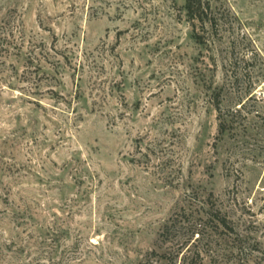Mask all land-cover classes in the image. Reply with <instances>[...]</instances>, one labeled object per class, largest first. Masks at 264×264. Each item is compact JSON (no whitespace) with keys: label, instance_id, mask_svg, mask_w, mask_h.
<instances>
[{"label":"rangeland","instance_id":"rangeland-1","mask_svg":"<svg viewBox=\"0 0 264 264\" xmlns=\"http://www.w3.org/2000/svg\"><path fill=\"white\" fill-rule=\"evenodd\" d=\"M186 3L0 0V264H264V0Z\"/></svg>","mask_w":264,"mask_h":264},{"label":"trees","instance_id":"trees-1","mask_svg":"<svg viewBox=\"0 0 264 264\" xmlns=\"http://www.w3.org/2000/svg\"><path fill=\"white\" fill-rule=\"evenodd\" d=\"M185 9L187 11V19L192 24L194 29H197V24H199L203 29H205L204 27L206 24H209L212 30H214V33H216L217 35L219 31L218 27H219V22L221 18L219 17V14L213 7L212 0H187ZM198 39L201 40L202 37L198 36ZM215 106L218 112V119L220 120V126L222 127L221 131H223V127H225V120L222 117L221 106L219 103H217ZM218 213L219 212H217L216 214ZM197 215L200 221L202 222L198 224V220L195 217L193 218L194 219L193 226L195 227L196 230L193 231V234L191 236L193 238L195 234L198 235L199 237L197 238V240L198 239L201 240V236H202L201 230L198 229V225L200 227H205L206 229L208 228V224L210 222L216 223L217 225H223L224 227L228 226L226 219L218 218V221H216L214 217L204 218V216L201 215V212L200 213L197 212ZM219 216L220 214H218L216 217H219ZM172 224H173V228H175L177 223L173 222ZM169 228L170 226L169 224H167L164 229L165 231H167L169 230ZM184 264H193V263H192V260L185 258Z\"/></svg>","mask_w":264,"mask_h":264}]
</instances>
